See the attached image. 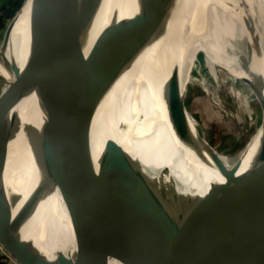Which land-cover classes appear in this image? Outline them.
I'll return each mask as SVG.
<instances>
[{"label": "water", "instance_id": "95a60500", "mask_svg": "<svg viewBox=\"0 0 264 264\" xmlns=\"http://www.w3.org/2000/svg\"><path fill=\"white\" fill-rule=\"evenodd\" d=\"M120 1L25 0L17 12H24L26 37L21 61L9 64L14 81L7 92L4 91L6 83L0 76V252L17 264H50L28 251L13 233L7 216L12 206L21 204L23 210L20 214L34 234L52 244L49 233L42 230L40 208L36 201L16 192L9 185L5 188L2 174L11 134L20 118L21 103L34 86L47 81L61 67L67 66L72 94L81 115L105 141L110 162L121 176L129 195L142 204L150 222L148 238L145 226L133 227L132 230L123 226L122 232L115 224H107L112 241L110 253L116 257L124 253L131 258L132 264H252L264 252V121L247 167L242 170L243 162H239L230 172L208 143L189 132L184 123L176 118V109H181L186 115L188 113L182 103L180 80H175L173 87L162 90L160 96L177 144L194 158L195 163L192 162L190 171L192 180L206 186L204 172L211 170L221 175L224 182L207 185L208 190L201 194L194 187L178 183L168 167L160 171L157 182L152 180L141 160L140 148L136 146L129 152L119 136L122 134L126 140L134 143L136 125L140 122L134 121L140 115L136 120L127 118L118 122L117 101L123 87L122 81L136 68L140 36L151 39L155 29L150 24L144 25L142 16L133 17L135 0L130 1L129 7ZM113 2L116 3L113 15L128 11L132 14L112 20L95 34L102 16L108 9L112 10ZM199 2L193 0L189 10L198 27H203L201 33H207L208 29L206 26L204 29L205 24L199 14ZM58 4L62 5V35L51 58L42 63L46 18ZM247 23L251 28L250 22ZM167 30L175 36L173 23L169 22ZM250 48L247 46L243 54L238 51L237 59L249 69L250 66H262ZM259 91L257 96L264 104V88L260 87ZM151 114L155 117L154 112ZM108 134L109 137L105 138ZM47 143L49 146L50 142ZM57 143L61 145L58 140ZM65 143L56 151L74 152L75 149H69ZM56 153L43 155V163L49 165L57 160L59 173L54 172L56 175L62 172L66 176L63 184L67 185L68 190L71 189V198L76 204V193L81 187L92 184L89 176L94 172L91 158H88V162L81 160L87 169L77 174L73 162L69 163L67 153ZM82 162L80 167L84 166ZM45 182L53 189L55 177L51 174ZM93 185L94 190L95 185L101 187L99 182ZM97 201L91 199L86 211H94ZM99 201L110 207V200L104 193H100ZM103 212L106 213L104 209ZM113 215L118 222L129 217L118 208ZM69 216L74 231L81 229V232L92 237H88L91 242L97 241L100 234L89 233L92 223H86L81 228L77 218L71 214ZM94 250L96 263L108 264L107 253L97 247ZM60 256L65 264H87L78 246L70 253L60 252Z\"/></svg>", "mask_w": 264, "mask_h": 264}, {"label": "bare ground", "instance_id": "6f19581e", "mask_svg": "<svg viewBox=\"0 0 264 264\" xmlns=\"http://www.w3.org/2000/svg\"><path fill=\"white\" fill-rule=\"evenodd\" d=\"M130 1L132 0L120 2L129 7ZM202 1L208 2L213 7L218 3L219 17L204 18L205 25H203L209 29L205 35L198 37L192 33L187 34L189 36L186 38L188 49L194 52L195 42L198 41L201 44V52L205 55L204 63L209 74L219 86H222L225 81L220 77L219 69L222 67L229 70L231 72L230 81H233L232 73L242 74L244 72L242 71L244 68L239 67L240 61L237 59V53L243 54L247 46L251 47L250 52L262 63V66L259 67L250 66V74L253 79L252 87L257 95L260 92V87L264 88V0H201L199 11L207 13L209 8ZM115 6L116 3L113 2L112 10L109 11L108 9L106 14L102 16L95 34L112 20L115 21L126 16V14H132L128 11L124 14L118 12L120 15H113ZM138 15L142 16L141 20L144 25L150 24L154 27L155 34L152 35L151 39L140 36L135 71L141 86L130 94L122 92L117 101L118 122L127 118L136 120L140 115V118L134 121H140L136 125L137 130L133 139L135 146L132 141L126 140L122 134L119 136L129 152L136 146L140 148L141 160L146 166V173L152 180L157 182L160 171L164 167H168L172 171V177L178 183L194 187L199 193L204 194L208 190L207 185L224 182V178L221 177L219 180L216 172L207 170L204 172L206 186H200L193 182L190 171L192 162L195 163L194 158L177 144L176 138L170 130L166 110L160 96L162 90L171 88L165 77L163 57L165 55L166 59L172 58V51L179 46L175 41L170 43L168 36L167 25L169 22L173 25L176 23L171 18V2L170 0H135L133 17ZM190 16V19L186 21L185 28L192 31L194 24L191 12ZM206 19L211 21L209 26L206 24ZM248 21L251 28H248ZM61 35L62 5L58 4L51 9L46 18L42 63H46L51 58L59 44ZM25 37V17L24 12L20 11L10 22V25L4 29L0 38V44L4 42L1 53L6 56L5 59L9 64H13L16 60L21 61ZM164 43L167 44L165 50ZM216 49L220 50L221 56L216 53ZM219 58H221V63H219ZM0 76L6 82L4 91L7 92L14 81V75L1 59ZM191 83L196 86L199 81L195 77L191 78ZM231 94L241 98V93L236 90L231 91ZM151 112L155 113V117H152ZM150 114L151 116H149ZM175 116L179 120L178 114L175 113ZM181 118L187 123L185 128L196 135L197 122L189 114L183 113ZM260 132L259 129L256 140L239 159L240 162H243L242 170L247 167V163L252 157ZM99 136L84 120L76 105L69 83L67 66L61 67L47 81L34 86L28 93L27 99L21 103L20 118L11 134L2 179L5 188L9 185L16 192L29 196L36 201L40 208L42 230L49 233L52 244L50 245L34 234L30 225L20 214L23 205L12 206L10 213H7V220L21 244L28 251L35 253L47 262L50 261V258H54L56 264H65L60 252L70 253L75 246H78L87 264H97L94 250L96 247L101 252L107 253L109 256L108 264H132L131 258L124 253L118 257L110 253L112 241L108 228H106L107 224H115L122 232L124 231L123 226L130 230L133 227L145 226L146 238H148L150 222L147 214L142 204L127 192L121 176L106 154L105 141ZM107 137L109 134L105 138ZM112 137L114 136L112 135ZM56 139L61 142V145L66 142L65 146H69V149L74 148V152L56 151V148L61 146L58 145ZM45 140L50 142L49 146L47 142L46 145ZM101 144L104 148L101 147ZM89 151L91 152L90 156ZM53 152L61 155L67 153L69 163L73 162L72 166L77 174L87 169L84 162H88V158H91L94 172L90 173L89 176L92 184L81 187L80 191L76 193V204L71 198L73 196L71 189L68 190L67 185L65 188L63 184L66 182V176L62 172L60 175H56L54 172H58L57 167L60 166L57 160H53L49 165L43 163V155ZM81 162L84 166L80 167ZM50 173L55 177L53 189L48 187L45 182L46 178L51 175ZM94 182H99L101 185V187L95 185L96 191L93 189ZM103 185H105V189L102 191ZM100 193H104L109 198V208L105 203L99 201ZM91 199H98V204L95 205L96 209L86 211ZM76 205L78 206L76 207ZM116 208L121 213L128 214L129 217L126 215L127 218L124 220L120 219L118 222L116 219L117 221H115L113 213ZM103 209L106 213L103 212ZM69 214L77 218L81 228H84L86 223L93 224L89 233L100 234L95 243L91 242L89 238L92 237L83 231L81 232V229L74 231ZM252 264H264V252Z\"/></svg>", "mask_w": 264, "mask_h": 264}, {"label": "rangeland", "instance_id": "374dc122", "mask_svg": "<svg viewBox=\"0 0 264 264\" xmlns=\"http://www.w3.org/2000/svg\"><path fill=\"white\" fill-rule=\"evenodd\" d=\"M170 2L172 5L171 18L176 23L173 25L175 36L169 33V41L170 43L171 41H175L179 46L172 51V58L166 59L165 55L163 57L166 80H168L171 88L175 80H180L182 103L189 116L198 124L197 135L208 143L226 169L231 172L236 168L240 162L239 159L246 153L258 136V130L264 121V104L253 91V79L250 69L243 63H240L239 67L241 69L244 68L242 70L244 72L242 74L232 73L233 81H230L231 72L221 67L219 75L225 83L219 86L215 82L204 63L205 55L201 52V44L198 41L195 42L194 52H191L186 45L188 33H192L198 37L205 35V33H201L203 27H198L193 16L194 29L189 31L185 28L186 21L191 17L189 7L192 4V0H170ZM202 2L209 8L207 13L199 11L204 23V18L219 17L218 3L213 7L208 2V4L204 1ZM210 22L206 19L208 26ZM3 33L4 30L0 32V38ZM3 44L4 42L0 44V59L10 70L9 63L5 59L4 54L1 53ZM165 47H167V44L164 43V50ZM216 53L221 56L219 49H216ZM219 63H221V58H219ZM195 77L199 81V84L193 86L191 78ZM122 84L123 87L120 90V95L122 92L130 94L133 90L139 89L141 84L135 69L124 78ZM235 90L241 93V98H237L231 94V91ZM175 113L178 114L179 120L186 125L187 123L181 118L184 112L181 109H176ZM101 147H103L102 144ZM217 177L220 180L222 176L217 173ZM49 263L56 264L55 259L50 258Z\"/></svg>", "mask_w": 264, "mask_h": 264}, {"label": "trees", "instance_id": "16d2710c", "mask_svg": "<svg viewBox=\"0 0 264 264\" xmlns=\"http://www.w3.org/2000/svg\"><path fill=\"white\" fill-rule=\"evenodd\" d=\"M25 0H4L0 3V32L7 28Z\"/></svg>", "mask_w": 264, "mask_h": 264}, {"label": "built area", "instance_id": "2783aa9c", "mask_svg": "<svg viewBox=\"0 0 264 264\" xmlns=\"http://www.w3.org/2000/svg\"><path fill=\"white\" fill-rule=\"evenodd\" d=\"M1 255H2V264H17L11 259H9L7 256H5L4 254L1 253Z\"/></svg>", "mask_w": 264, "mask_h": 264}, {"label": "crops", "instance_id": "0c3cea01", "mask_svg": "<svg viewBox=\"0 0 264 264\" xmlns=\"http://www.w3.org/2000/svg\"><path fill=\"white\" fill-rule=\"evenodd\" d=\"M4 0H0V3H2ZM0 264H2V255L0 253Z\"/></svg>", "mask_w": 264, "mask_h": 264}]
</instances>
